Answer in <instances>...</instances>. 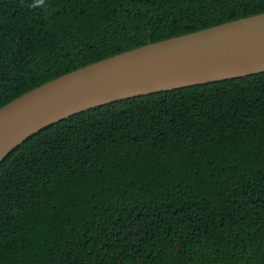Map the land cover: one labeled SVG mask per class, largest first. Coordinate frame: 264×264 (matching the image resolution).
<instances>
[{"label": "trees", "instance_id": "trees-1", "mask_svg": "<svg viewBox=\"0 0 264 264\" xmlns=\"http://www.w3.org/2000/svg\"><path fill=\"white\" fill-rule=\"evenodd\" d=\"M264 0H0V108ZM0 264H264V72L118 100L0 163Z\"/></svg>", "mask_w": 264, "mask_h": 264}, {"label": "water", "instance_id": "water-1", "mask_svg": "<svg viewBox=\"0 0 264 264\" xmlns=\"http://www.w3.org/2000/svg\"><path fill=\"white\" fill-rule=\"evenodd\" d=\"M264 72V12L124 51L0 108V163L41 128L131 97Z\"/></svg>", "mask_w": 264, "mask_h": 264}]
</instances>
